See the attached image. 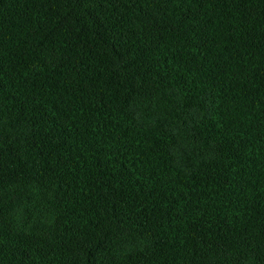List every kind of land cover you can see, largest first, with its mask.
<instances>
[{
  "label": "trees",
  "instance_id": "16d2710c",
  "mask_svg": "<svg viewBox=\"0 0 264 264\" xmlns=\"http://www.w3.org/2000/svg\"><path fill=\"white\" fill-rule=\"evenodd\" d=\"M0 264H264V0H0Z\"/></svg>",
  "mask_w": 264,
  "mask_h": 264
}]
</instances>
